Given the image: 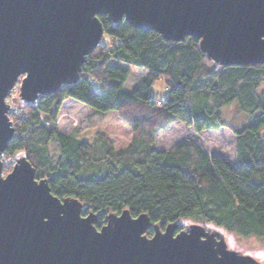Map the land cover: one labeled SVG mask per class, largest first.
<instances>
[{"label":"trees","instance_id":"trees-1","mask_svg":"<svg viewBox=\"0 0 264 264\" xmlns=\"http://www.w3.org/2000/svg\"><path fill=\"white\" fill-rule=\"evenodd\" d=\"M98 17L104 34L78 79L33 102L18 100L4 172L25 155L36 178H46L60 198L81 200V213L94 212L98 228L109 212L127 208L132 216L146 212L160 228L187 219L264 240V63L219 65L194 36L166 39L124 18ZM120 62L145 70L130 90L124 89L129 69ZM161 77L168 93L158 103L152 84ZM66 98L116 110L131 127L128 144L115 149L103 131L92 140L58 131L55 119ZM232 105L248 115L244 122L223 116ZM177 123L189 135L173 131ZM222 127L234 137V159L193 136Z\"/></svg>","mask_w":264,"mask_h":264},{"label":"water","instance_id":"water-1","mask_svg":"<svg viewBox=\"0 0 264 264\" xmlns=\"http://www.w3.org/2000/svg\"><path fill=\"white\" fill-rule=\"evenodd\" d=\"M98 14L166 39L194 36L219 65L264 63V0H0V264H264L198 222L160 228L125 208L98 228L94 212L53 194L23 154L4 174L8 93L19 81L20 99L33 102L76 81L104 34Z\"/></svg>","mask_w":264,"mask_h":264},{"label":"rangeland","instance_id":"rangeland-1","mask_svg":"<svg viewBox=\"0 0 264 264\" xmlns=\"http://www.w3.org/2000/svg\"><path fill=\"white\" fill-rule=\"evenodd\" d=\"M120 64L127 66L129 69V75L124 83V89L130 90L139 83L145 74V70L132 64L121 62ZM262 86L264 87V82ZM152 91L153 100H156L158 103L160 100L166 98L168 89L164 78H158L153 82ZM18 100L22 101L19 97V81L14 85L6 97V101L10 105L8 109L9 116L11 113L18 111ZM223 116L231 123L240 124L245 121L247 118L246 116L248 115L237 110L236 106L232 105L224 107ZM55 124L57 130L60 132L75 134L80 138L88 140H92L97 131H103L109 136L115 149L124 147L132 138L131 127L121 120L116 110L96 109L71 98H66L62 102L55 119ZM177 125L178 126L174 127L173 131H185L183 129L184 124L177 123ZM184 135H189V133L186 131L182 136ZM193 136L197 137L206 149L215 152L219 151L231 159L235 158L234 137L227 127H222L218 130H205L198 135L193 134ZM19 155L21 154H18L17 156ZM6 172H4V174ZM188 222L193 221L187 219L181 221V223ZM210 226L215 227L213 225ZM217 229L224 233L228 247L242 253L250 254L260 262L264 263V240L253 235L242 236L236 233L227 232L222 228Z\"/></svg>","mask_w":264,"mask_h":264}]
</instances>
